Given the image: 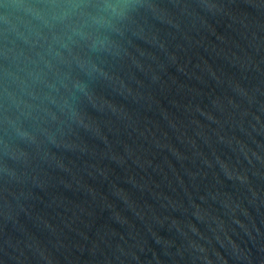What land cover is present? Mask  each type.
Listing matches in <instances>:
<instances>
[{"label":"water","instance_id":"obj_1","mask_svg":"<svg viewBox=\"0 0 264 264\" xmlns=\"http://www.w3.org/2000/svg\"><path fill=\"white\" fill-rule=\"evenodd\" d=\"M0 264H264V0H0Z\"/></svg>","mask_w":264,"mask_h":264}]
</instances>
